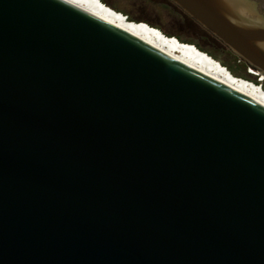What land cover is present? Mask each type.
<instances>
[{"label":"water","instance_id":"obj_1","mask_svg":"<svg viewBox=\"0 0 264 264\" xmlns=\"http://www.w3.org/2000/svg\"><path fill=\"white\" fill-rule=\"evenodd\" d=\"M171 1L264 77V0ZM0 264H264V105L65 0H0Z\"/></svg>","mask_w":264,"mask_h":264},{"label":"bare ground","instance_id":"obj_2","mask_svg":"<svg viewBox=\"0 0 264 264\" xmlns=\"http://www.w3.org/2000/svg\"><path fill=\"white\" fill-rule=\"evenodd\" d=\"M65 1L92 15L98 16L110 23L126 29L137 37H140L144 41L166 52L170 56L179 59L223 83H226L264 105V91L258 84L234 77L223 65L208 54L197 49L194 45L182 43L175 37H168L160 30L151 27L144 22L136 23L128 21L122 13L116 12L100 0Z\"/></svg>","mask_w":264,"mask_h":264},{"label":"trees","instance_id":"obj_3","mask_svg":"<svg viewBox=\"0 0 264 264\" xmlns=\"http://www.w3.org/2000/svg\"><path fill=\"white\" fill-rule=\"evenodd\" d=\"M102 3L112 8L116 12L122 13L128 21L144 22L151 27L159 29L164 35L168 37H175L182 43H188L196 46L200 51L208 54L210 57L223 65L234 77L241 78L255 84H261L264 91V82L258 80V75L248 71L250 66L241 59L238 55L233 53L219 38L212 34L209 30L204 28L195 19L189 16L181 7L176 5L171 0H163L165 2L156 4V0H129L127 5L120 2V0H100ZM171 7V10L168 8ZM136 9V11H134ZM172 18L182 19L186 22H191L202 31L206 32L213 43L205 42L201 37H197L192 32L184 31L179 25L165 22L161 19V14ZM156 14V15H152ZM214 43L221 46V50L214 46ZM223 51L227 54L226 58H222Z\"/></svg>","mask_w":264,"mask_h":264},{"label":"rangeland","instance_id":"obj_4","mask_svg":"<svg viewBox=\"0 0 264 264\" xmlns=\"http://www.w3.org/2000/svg\"><path fill=\"white\" fill-rule=\"evenodd\" d=\"M156 4H160V3H163L165 1L163 0H156ZM121 4L122 3H125L126 5L129 2V0H120ZM168 8L171 10V7L168 6ZM112 9V8H111ZM134 11H136V9H134ZM119 13V12H118ZM161 14V19L165 22H168V23H171L172 21L174 22L175 25H179L183 28L184 31H187V32H192L193 34H195L197 37H201L202 39H204L205 42H208V43H213L214 41L211 40L209 38V36L207 35L206 32L202 31L199 27H197L196 25H194L193 23L191 22H186L185 20H182V19H175V18H172L169 20V17L165 16L164 14ZM152 15H156V14H152ZM137 23V22H136ZM157 29V28H156ZM159 30V29H158ZM188 44V43H187ZM192 45V44H191ZM214 46L217 48V49H220L221 50V46L220 45H217L214 43ZM196 47V46H195ZM198 49V48H197ZM227 57V54L223 51L222 53V58H226ZM251 69V68H249ZM248 69L249 72H251L250 70ZM252 73V72H251ZM258 80L264 82V80H261L259 79V77L257 78ZM260 86V85H259ZM261 87V86H260ZM263 90V89H262Z\"/></svg>","mask_w":264,"mask_h":264},{"label":"built area","instance_id":"obj_5","mask_svg":"<svg viewBox=\"0 0 264 264\" xmlns=\"http://www.w3.org/2000/svg\"><path fill=\"white\" fill-rule=\"evenodd\" d=\"M249 70H250L252 73L258 75V73H257L255 70H253V69H249ZM258 77H259V79L264 80V77L259 76V75H258ZM259 85L261 86V84H259Z\"/></svg>","mask_w":264,"mask_h":264}]
</instances>
